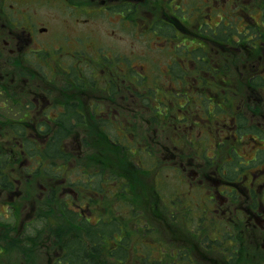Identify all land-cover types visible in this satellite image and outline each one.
<instances>
[{
    "label": "flooded vegetation",
    "instance_id": "flooded-vegetation-1",
    "mask_svg": "<svg viewBox=\"0 0 264 264\" xmlns=\"http://www.w3.org/2000/svg\"><path fill=\"white\" fill-rule=\"evenodd\" d=\"M207 1V10L218 17H205ZM195 3L0 0V191L6 200L16 197V219L0 217L10 236L0 229L1 264H11L15 248L21 255L13 264H41L48 254H56L49 264H59V223L69 233L77 215L40 216L45 204L72 203L81 218L96 203L103 220L135 209H118L115 199L123 193L110 187L117 175L131 197H140V215L148 208L164 231L168 249L169 239L176 242V261L188 256V264H264V0ZM123 35L131 40L126 47L120 45ZM153 51L156 58L150 57ZM160 69L166 78L156 76ZM168 81L169 92L159 102L176 108L163 110L154 94ZM208 94L215 97L209 98L216 113L193 102L197 96L203 103ZM113 151L124 158L137 155L140 166L133 160L116 164ZM4 158L9 164L3 168ZM55 158L62 160L59 167L44 169L63 178L46 177L49 183H39V192L33 180L21 179L42 174L43 161ZM28 160L41 163L24 168ZM82 163L93 169L88 178L87 168L82 170L83 194L79 179L67 177ZM172 165L181 182L196 186L189 184L187 202L167 201L173 208H165L162 170ZM100 170L109 182L101 181L89 196L85 186L95 184ZM9 173L20 187L12 189ZM80 196L87 197L85 205L77 203ZM8 222L21 229L10 233ZM85 222L95 223L104 236L100 217L81 218L75 226L87 229ZM186 226L192 235L167 231ZM100 245L103 254V239ZM118 246L113 263L126 264Z\"/></svg>",
    "mask_w": 264,
    "mask_h": 264
},
{
    "label": "rangeland",
    "instance_id": "rangeland-1",
    "mask_svg": "<svg viewBox=\"0 0 264 264\" xmlns=\"http://www.w3.org/2000/svg\"><path fill=\"white\" fill-rule=\"evenodd\" d=\"M197 4L195 3L194 7H199L200 4H202V0H196ZM217 2H215L214 5H216ZM210 5L209 1H207L206 3V6L204 5L203 8H205L204 10V15L205 17L209 16L210 18L212 16H217V14H214L213 13V10L212 11H208L207 10V6ZM201 10H198L197 12H200ZM201 14V12H200ZM212 15V16H211ZM225 21V20H224ZM223 21V23H224ZM71 25L75 26V23H73V21H71ZM80 25V24H79ZM241 26V25H239ZM80 28L83 29V27H81L80 25ZM78 30H75V32H77ZM233 33H236V30L233 28L232 29ZM158 39V38H157ZM159 42H162L161 39L160 40H157ZM117 42H108V43H105V45H108V44H113L114 47H115V44ZM124 44H131V40L129 37H125L123 35L122 38H120V45L123 46V47H126ZM157 45V43L153 44V46ZM155 53V51H153ZM158 54L155 53V54H152L150 55V57H154L156 58ZM162 69L158 70V73H157V77L159 78H166V75L161 71ZM164 70H167V69H164ZM165 85H162L164 86L165 88L164 89H161V93L157 92L155 95V98L158 97V100H157V103H161L159 102V97H162V98H165V95L168 94V90L170 88V81L168 82H165L164 83ZM230 95H234L233 92H230ZM203 96V95H202ZM215 99V97L211 96V94H208L207 97L203 96L204 98V102L203 103H200V98H198L197 96L193 99V102H196L202 106L206 105L213 113H216L215 111H213V107H214V101H212V99ZM223 98V97H221ZM183 99H181L180 101H178L179 103H181ZM242 99H237V103L241 102ZM173 107V106H172ZM162 109L165 108V105L162 103V106H161ZM0 141L3 142V136L0 135ZM133 154V153H132ZM140 154V153H139ZM116 156L118 157H121L122 155L121 154H115ZM50 157V156H49ZM149 157V156H148ZM146 157V158H148ZM81 162H89V158H81L79 159ZM62 160L60 158H57V161L55 160L53 163L54 166H58V164H60ZM12 164H17L16 162H12ZM33 163V166H35L37 164L36 160L33 162L32 161H26V162H23V167L26 168V167H30L31 164ZM9 164V161H8V158H4L3 159V162H2V167H6L8 166ZM57 164V165H56ZM136 165V160H135V163ZM83 165V166H82ZM82 165H79V167H74L73 166V173L70 172V176L73 177V179H79V182L77 183V190L79 191L81 189L82 191V194L84 193V190L82 188H79L78 185L81 183V184H84V181L83 179L80 180V177L83 178V176L85 178H88V174L86 175L87 172H91V169L89 167H87V165H84L82 163ZM136 166H139V165H136ZM177 166L175 165H172V167H166L162 170V173H163V187L164 189L166 190H162L164 193H163V196H164V199H166L165 201V208H173V206H170L169 204L167 205V201L171 203V205H173V202H176L177 205L176 206H180L181 204H184L185 202H187V199H188V194H190V192H188V189H189V184H190V188L191 186L194 187L196 186V184H192V183H189L188 181L189 180H185L184 182H181L179 180V177L181 175V172L178 171L177 169H175ZM36 168V167H35ZM84 168H87V169H84ZM85 170L84 171V174L82 176V173L83 171L82 170ZM12 170V169H11ZM13 171H15L13 169ZM11 172V171H10ZM14 174V173H13ZM12 173H9L8 175V178L11 179V182H10V186H14L12 189H15L17 187H20L21 186V183H19L16 179V177L14 178H11V176L13 175ZM55 175V172L51 169L50 171H47V169L45 168L44 171H42V174L38 175L37 173H34L32 177H28L25 178V177H22L21 179L23 181H29V180H33V182H35V185H36V190L39 192L41 191L40 190V187H39V183H42V181H40V179H47L46 177H50V176H53ZM69 176V177H70ZM95 179H96V182L94 185H91V186H85V188L87 189H90L91 192H88L86 191V193L89 195V196H94V192L93 190H98V188H101V184L100 182L103 181L105 183L109 182L106 177H104L103 173H102V170L99 171V174H96L95 175ZM60 179V178H59ZM57 179V180H59ZM56 180V181H57ZM98 180V181H97ZM55 181V182H56ZM54 182V183H55ZM49 183V182H48ZM46 183V184H48ZM112 183H110L111 185ZM107 185V184H106ZM9 186V187H10ZM97 187V189H95ZM111 188L114 187V189L116 188L117 191H120L121 193H123L124 195H127V192L125 191V188L123 186H119L118 185V181H115L114 182V185H111L110 186ZM172 190H174L172 192ZM126 192V193H125ZM104 194V193H103ZM105 195V194H104ZM122 195V194H121ZM119 196V197H116L115 201L119 202V205H118V209H121V210H126L127 208H131L132 206L135 208V209H129L130 211H123V212H117V217L115 218H105V221H107L106 223L103 221V218L101 219V216H100V213L103 212L102 209L99 208V205L97 208H95V206L97 205L96 203H92L91 204V207L89 209H84L83 211L86 213L85 215L87 217L90 218L91 222H94L96 220L97 217H100V224H99V227H102V229H104V233H107V234H111L113 236V240H117L118 238L122 237V235H125V240H126V245L127 247L129 248L128 250H126V254H125V258L126 260H124V262L126 264H143L144 262H152L154 258L156 257H159L161 258L163 261L165 259H167V263H170V259L167 258V255H163V253H166V254H171L172 255V251L171 250L169 253L167 250H168V246L165 245V248H164V251L161 249V246H162V243L161 241H163L161 239V235L159 236L160 232L161 231H158V230H154L155 228H159V226L156 225V221L153 220V218L149 216L148 214V208H146L147 204H148V201H146V203L143 202V207L146 208L145 209V215H142V216H139L140 215V211L138 212V209H140L141 206L139 205H136L135 201H132V197H129L128 199L125 197V196ZM0 217L2 219H7V220H15L16 219V215L14 214V208L12 206V203L11 200H13V198L15 199L16 197L13 196L9 198V200H6L3 196H2V192L0 191ZM18 197H19V194H18ZM124 197L126 198V202H127V205H125V201H121L124 199ZM105 198V197H104ZM39 200H43V198H40L38 197ZM88 201L87 197L86 196H80V199L77 198V203L80 205H85V203ZM71 206L69 207L71 209L70 212H72L73 214H76V218H74L72 221V229L74 227L75 224H81V218H84V219H87L86 216H83V217H79V213H76L72 210V208H75L77 211H78V208L79 207H76L74 204H70ZM163 205V204H162ZM160 207L161 204H159ZM67 205H64V206H60L59 208H53L55 210V215L58 216V215H61V213L64 214V211H69L67 209H69ZM147 211V212H146ZM135 212L138 213L137 215H135ZM10 215V217L8 216ZM44 216H46L44 214ZM30 217V215L28 216ZM142 220H141V219ZM145 218V219H144ZM110 222H113L111 223L112 225H110ZM135 222V223H134ZM138 224H137V223ZM5 223L4 221L0 220V224H3ZM8 223H12L13 225H11V228L9 229V232L12 233V231H19L21 228L20 227H16L14 226V223L13 222H8ZM88 224L87 222H85L84 225ZM107 228H106V227ZM20 228V229H19ZM141 228V231H139V229ZM1 229V232L4 236V238L6 237H10L9 235L5 234L4 233V230H5V227H0ZM82 231V230H81ZM93 231L96 233L97 232V228L96 227H93ZM139 231V232H138ZM181 233H183L181 231ZM81 234V232H80ZM17 239H18V242L20 241V237H19V234L16 235ZM87 238L90 239V234L87 233ZM12 240H14L13 238L12 239H9V244L11 245L12 244ZM2 238L0 237V243H2ZM79 240L75 239V240H72L70 241V243L68 244V248H67V264H76L75 263V255L73 254L74 253V250L75 249H79L81 250L82 252H80L81 254H79V256H81L82 254L86 253V250L84 249H81L79 248L78 246H74V244L76 245L78 243ZM86 241V240H85ZM17 242V243H18ZM81 244L83 243V241H79ZM87 242V241H86ZM110 240H106L105 241V244L104 245H107V246H112V243H109ZM172 242V241H171ZM89 246H91L89 244V242H87ZM177 244H175L176 246ZM92 247V246H91ZM107 248V247H106ZM175 248V247H173ZM172 248V249H173ZM103 249V248H102ZM73 251V253H72ZM62 252V250H60V253ZM20 254L21 255V250L18 249V248H15L12 252H11V257H10V261H11V264H13V262L16 261H19L18 258H17V255ZM56 254H48L47 258L46 256H42V263L41 264H49V259L48 257L51 259L52 256H54ZM155 255V256H154ZM173 257H175L174 255H172ZM105 261H107V259H104ZM2 262V261H1ZM51 262V261H50ZM64 262V261H63ZM161 262V260H160ZM65 263V262H64ZM153 263V262H152ZM150 263V264H152ZM1 264V263H0ZM172 264V263H170Z\"/></svg>",
    "mask_w": 264,
    "mask_h": 264
},
{
    "label": "trees",
    "instance_id": "trees-1",
    "mask_svg": "<svg viewBox=\"0 0 264 264\" xmlns=\"http://www.w3.org/2000/svg\"><path fill=\"white\" fill-rule=\"evenodd\" d=\"M114 152V155L115 154H121V153H119V152H117V151H113ZM122 155V154H121ZM91 158H96V156H91ZM116 160H119V162L123 165V166H125L126 164H128L127 162H129L130 160H131V157H123V155L121 156V157H118V156H116L115 155V158H114V161H115V163L117 164V162H116ZM90 162H88V164H89ZM53 164V163H52ZM91 164V163H90ZM116 169H117V165H116ZM132 193V192H131ZM126 197V196H125ZM131 197V196H130ZM132 198H133V201H135V203H136V205H139L140 203H141V201H140V197H137V196H132ZM121 201H125V205H127V200H126V198L125 199H123V200H121ZM46 206H47V204L44 206V207H41V212L43 213V215L45 214L44 213V211L46 212H49V213H52L53 215H55V212H54V209L53 208H46ZM141 206V205H140ZM46 208V209H45ZM143 208V207H142ZM45 209V210H44ZM110 225H112V224H110ZM173 227L175 226L174 224L172 225ZM94 227V226H93ZM93 227H89L88 228V234H90V238L91 239H93V245H94V247H93V251L94 250H97V249H99V245H97V243H98V241H99V239L101 240V238H100V236H99V234H97V232L95 233L94 231H93ZM106 227V226H105ZM97 228V227H96ZM107 228V227H106ZM176 228H178V227H176ZM182 228H184V227H182ZM182 228H178L179 230L180 229H182ZM186 233L185 234H188V235H192V231L189 229V228H185V229H183ZM140 231H141V228H140ZM167 231H169V233H171V234H175V232L177 231L178 232V230H176V229H174V228H168L167 229ZM57 235H58V238H59V240H60V242H61V244L65 247V248H68L67 246H68V244L70 243V241H72V240H75V239H77V240H79V241H81V239L80 238H77V237H71V235H66V233L65 232H63L62 230H58L57 231ZM95 235V236H94ZM102 237V236H101ZM102 239H103V237H102ZM78 241V243L75 245L74 244V246H78L79 248H81V249H84V250H86V253H84V254H82L81 256H79V254H81L80 252H82L81 250H77V249H75L74 250V253H73V251H72V253L76 256L75 257V263L76 264H94V259L95 258H93V257H91L90 256V254L88 255L87 253V246L85 245V243L83 244H81L80 242ZM87 247V248H86ZM119 247V246H118ZM123 247V253H121V255L123 256V257H126L125 256V254H126V247L125 246H122ZM115 248H117V246L115 247ZM96 252H98V251H96ZM107 253H108V255H106V258H107V261H106V264H114V263H112V260L110 261V258L113 256V255H115V253L113 252V250H109V252L107 251ZM164 255H167V258L168 259H170V263H172V264H182V262H181V260H178V261H176L175 262V260H174V258L171 256V254L169 255V254H166V253H163V255L162 256H164ZM66 260H67V258H66ZM66 260H65V262H66ZM98 260V259H97ZM160 260H161V262H160ZM153 262V263H152ZM152 262H149V264L150 263H152V264H170V263H167V259H165L164 261L161 259V258H154L153 259V261ZM143 264H148V262H144Z\"/></svg>",
    "mask_w": 264,
    "mask_h": 264
}]
</instances>
